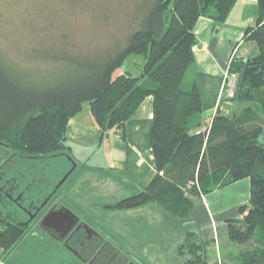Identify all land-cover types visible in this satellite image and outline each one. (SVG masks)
<instances>
[{
  "label": "trees",
  "instance_id": "16d2710c",
  "mask_svg": "<svg viewBox=\"0 0 264 264\" xmlns=\"http://www.w3.org/2000/svg\"><path fill=\"white\" fill-rule=\"evenodd\" d=\"M135 2L123 34L112 35L103 48L83 50L66 32L41 38L48 47L27 51L24 62L10 55L13 48H0V144L20 157L67 154L76 162L66 129L84 103L103 136L110 130L124 133L152 95L156 172L138 192L108 206L131 209L156 202L171 218L182 219L184 227L194 205L191 194H208L249 178L251 206L242 218L228 219V236L248 243L233 259L264 264V0H257L255 20L244 32L259 51L233 57L228 66L239 74L240 106L232 115L219 106L204 126L198 84L185 82L194 62V26L201 16L225 21L237 0ZM132 53L143 58L139 75L118 70ZM45 61L49 66L43 69ZM185 229L178 248L183 264H211L208 241L197 229ZM1 232L0 245L12 246L21 230L11 225Z\"/></svg>",
  "mask_w": 264,
  "mask_h": 264
},
{
  "label": "rangeland",
  "instance_id": "374dc122",
  "mask_svg": "<svg viewBox=\"0 0 264 264\" xmlns=\"http://www.w3.org/2000/svg\"><path fill=\"white\" fill-rule=\"evenodd\" d=\"M135 6V0H0V48L8 52V49L13 48L14 52H10V55L24 62L27 60L24 58L27 51L34 47H48L47 41L40 44L41 38L48 34L57 38L62 32L69 33L83 50L103 48L112 35L123 34L131 21L128 14ZM253 14H257V6ZM258 51L256 45V52ZM142 62L141 55L132 53L118 70L139 75ZM42 64L43 69L49 66L46 61ZM238 91L237 86L233 98L225 97L224 78L222 101L225 97L227 102L235 101V106H240L236 102ZM217 110L218 108L216 112ZM229 113L233 114L230 110ZM199 119H203L202 115ZM83 167L84 164H77L67 154L20 157L10 148L0 144V185L3 172L6 171L7 175H13L10 186L15 185L16 181V187L24 190L27 202L32 200L42 203L43 206H50L54 202V205H59L60 202L70 205L82 219L101 231L117 250L123 253L139 252L146 264H183L184 256L178 253V248L184 239L185 228L193 229L190 223L192 211L182 227V219L171 218L156 202H148L131 209L109 207L108 205L118 199L135 194L138 190L119 191L115 179L110 178L108 173L103 175L95 172L97 175H94V171L88 168L82 172ZM80 174L81 179L77 177ZM205 195L190 196L203 199ZM248 205L251 206L250 202L242 203L236 208L240 212L238 218L247 213L250 208ZM138 222H145L138 232L143 239L140 242L135 241L134 237H127L131 227L134 228ZM38 238L39 236L36 241ZM49 240L45 232H42L38 244L27 250L32 253L33 259L36 258L32 264L49 263L48 258L53 257L56 249L48 243ZM228 240L232 245L231 257L248 244H239L229 236ZM218 255L219 262L220 253ZM27 260L30 261V258L27 257Z\"/></svg>",
  "mask_w": 264,
  "mask_h": 264
},
{
  "label": "crops",
  "instance_id": "0c3cea01",
  "mask_svg": "<svg viewBox=\"0 0 264 264\" xmlns=\"http://www.w3.org/2000/svg\"><path fill=\"white\" fill-rule=\"evenodd\" d=\"M256 6L257 0H237L225 21H216L207 16H201L196 21L194 62L186 73L185 82L187 86L194 80L198 84L203 101L202 123L209 122L219 106L227 113L237 108L235 101H222L225 72L231 58L247 57L256 52V44L244 39L246 27L255 20L256 14L253 12ZM153 100V96L149 95L142 101L128 120L124 133L122 129H117L105 132L103 136L89 104H83L80 111L69 120L66 129L73 157L77 164L79 162L85 166L82 172L88 168L94 171L93 174L108 173L110 178L115 179L119 191H139L151 180L157 169L150 140ZM82 174L77 177L80 178ZM249 190V178H244L211 191L203 199L191 197L194 202L191 227L198 230L203 240L208 241L209 263L239 264L231 257L233 251L228 240V219L239 217L240 212L236 208L242 203H249ZM144 225L145 222L136 223L127 237L142 241L138 232ZM130 253L134 259L145 264L139 252Z\"/></svg>",
  "mask_w": 264,
  "mask_h": 264
},
{
  "label": "flooded vegetation",
  "instance_id": "af4514ba",
  "mask_svg": "<svg viewBox=\"0 0 264 264\" xmlns=\"http://www.w3.org/2000/svg\"><path fill=\"white\" fill-rule=\"evenodd\" d=\"M12 176L3 172L0 185V234L11 225H17L21 233L12 246L0 245V264H32L36 258L27 250L38 244L42 232L56 248L45 264H142L130 252L112 247L103 233L82 219L70 205L27 202L24 190L16 187V181L10 186Z\"/></svg>",
  "mask_w": 264,
  "mask_h": 264
},
{
  "label": "built area",
  "instance_id": "2783aa9c",
  "mask_svg": "<svg viewBox=\"0 0 264 264\" xmlns=\"http://www.w3.org/2000/svg\"><path fill=\"white\" fill-rule=\"evenodd\" d=\"M229 69L225 72V87L226 92L224 96L227 98H233L235 93V89L237 90V86L239 84V74L237 72H232Z\"/></svg>",
  "mask_w": 264,
  "mask_h": 264
},
{
  "label": "water",
  "instance_id": "95a60500",
  "mask_svg": "<svg viewBox=\"0 0 264 264\" xmlns=\"http://www.w3.org/2000/svg\"><path fill=\"white\" fill-rule=\"evenodd\" d=\"M75 165V164H74Z\"/></svg>",
  "mask_w": 264,
  "mask_h": 264
}]
</instances>
